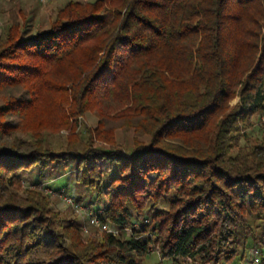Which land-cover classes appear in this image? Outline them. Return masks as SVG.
<instances>
[{
    "label": "trees",
    "instance_id": "obj_1",
    "mask_svg": "<svg viewBox=\"0 0 264 264\" xmlns=\"http://www.w3.org/2000/svg\"><path fill=\"white\" fill-rule=\"evenodd\" d=\"M18 14L0 38V264H141L154 247L176 264L263 263L264 0H69L46 26ZM64 173L53 191L118 236L61 218L43 184Z\"/></svg>",
    "mask_w": 264,
    "mask_h": 264
},
{
    "label": "rangeland",
    "instance_id": "obj_2",
    "mask_svg": "<svg viewBox=\"0 0 264 264\" xmlns=\"http://www.w3.org/2000/svg\"><path fill=\"white\" fill-rule=\"evenodd\" d=\"M67 1L69 0H53L49 3L42 4L38 0H0V38L3 34V30L5 27V24L9 20H17L19 18L18 13H24L29 14L33 17V22L35 26L38 24L46 26L50 20V17L61 7L63 6ZM77 1H93V0H77ZM21 91H15L14 94H20ZM9 94V92L3 91L0 93V102L6 96ZM97 120L94 116L88 115L85 117V119L82 120L81 126L76 130V133L78 130L80 132L84 131V126L88 127L89 129H94L96 126ZM105 130L108 132H113L114 137L118 143H121L123 146L132 147L133 144V138L136 135V132H134L132 129H129L125 126L124 122H105ZM261 129L259 122L255 121L254 126L246 131V138L241 139L240 146L241 147H247L250 146V144L253 141L259 140L261 137ZM68 136V132L66 130L61 131L60 135L58 136H51L49 137L48 141L51 145H53L56 149L60 146H65L66 144V137ZM18 138L26 139L23 135L19 134L17 135ZM81 138H85L84 134H82ZM66 174V175H65ZM37 175V171L32 170L29 173L22 174V180L23 185L25 188L35 189L36 187H33V183L35 181ZM63 176V177H60ZM60 176H53V177H47L44 179L45 184L50 183V181L54 182L50 184V187L53 190H57L60 188H64L67 184V178L70 177L67 175V173H64ZM42 185V186H43ZM47 191H51L47 189ZM70 196H74L71 192L69 193ZM52 198L53 206L58 209L61 213V218L63 219H71L76 218V220H79L82 225H86V219L84 214H80L79 212L75 211L72 207H69L64 201L63 197L65 195H61L58 193H52L49 194ZM87 226V225H86ZM88 234L85 235H99L101 232L99 229L94 227H88ZM252 258L251 251H247L245 254V259L243 264H249L250 259ZM141 264H176L175 262L168 261V260H161L159 255L157 253L151 252V254L141 263Z\"/></svg>",
    "mask_w": 264,
    "mask_h": 264
},
{
    "label": "built area",
    "instance_id": "obj_3",
    "mask_svg": "<svg viewBox=\"0 0 264 264\" xmlns=\"http://www.w3.org/2000/svg\"><path fill=\"white\" fill-rule=\"evenodd\" d=\"M40 3L42 4H46V3H49L53 0H38ZM47 189L51 190L50 188L48 187H45L44 189V192L47 193V194H52L53 192L56 193L55 191H47ZM64 192L61 191V193H58V194H61L62 196L65 195L63 194ZM63 201L69 206V207H72L75 211L79 212L80 214H84L85 216V219H86V225L89 227H94V228H97L99 229V231L101 233H107V234H112L114 236H118L119 234V231L118 229H115L114 227H112L109 223L107 222H101L99 221L96 217H94L93 213L91 212H87L84 208H82L81 206H79L78 204L75 203V201L69 197L68 195H65L63 197ZM86 225H82V229H83V232L85 234H88V228ZM157 253V255H159V250H158V247H154L152 249V252ZM249 264H264V262L262 263V259H261V255L255 251L252 253V258H251V261Z\"/></svg>",
    "mask_w": 264,
    "mask_h": 264
}]
</instances>
